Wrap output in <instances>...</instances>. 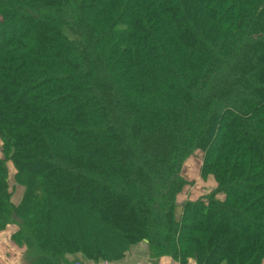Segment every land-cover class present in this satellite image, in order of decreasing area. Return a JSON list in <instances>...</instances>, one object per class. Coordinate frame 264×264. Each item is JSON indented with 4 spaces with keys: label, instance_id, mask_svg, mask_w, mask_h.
Segmentation results:
<instances>
[{
    "label": "trees",
    "instance_id": "obj_1",
    "mask_svg": "<svg viewBox=\"0 0 264 264\" xmlns=\"http://www.w3.org/2000/svg\"><path fill=\"white\" fill-rule=\"evenodd\" d=\"M9 227L22 264H264V0H0Z\"/></svg>",
    "mask_w": 264,
    "mask_h": 264
},
{
    "label": "rangeland",
    "instance_id": "obj_2",
    "mask_svg": "<svg viewBox=\"0 0 264 264\" xmlns=\"http://www.w3.org/2000/svg\"><path fill=\"white\" fill-rule=\"evenodd\" d=\"M200 166V153H195L183 164L181 174L189 185L185 187L183 192L179 195V202L194 201L214 188L215 184L211 178L206 181L200 179ZM7 230L13 232L15 229L13 227H9ZM9 238V232L0 234V264H22V251H16L11 245ZM11 246L13 249H11Z\"/></svg>",
    "mask_w": 264,
    "mask_h": 264
},
{
    "label": "crops",
    "instance_id": "obj_3",
    "mask_svg": "<svg viewBox=\"0 0 264 264\" xmlns=\"http://www.w3.org/2000/svg\"><path fill=\"white\" fill-rule=\"evenodd\" d=\"M7 232H9L10 233V235H11V232L10 231H5V232H3V233H0V234H5V233H7ZM11 249H13V247L11 246ZM15 250L17 251L18 249H16L15 248ZM157 264H177L175 261H173L171 258H169V257H162V258H160L159 260H158V262H157ZM187 264H193L192 262H188Z\"/></svg>",
    "mask_w": 264,
    "mask_h": 264
}]
</instances>
